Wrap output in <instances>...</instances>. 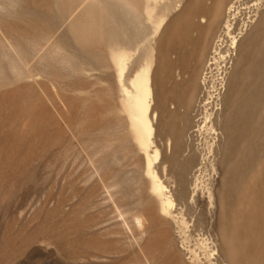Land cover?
<instances>
[{
    "label": "rangeland",
    "instance_id": "374dc122",
    "mask_svg": "<svg viewBox=\"0 0 264 264\" xmlns=\"http://www.w3.org/2000/svg\"><path fill=\"white\" fill-rule=\"evenodd\" d=\"M255 2L0 0V264H264ZM150 62L148 149L127 92Z\"/></svg>",
    "mask_w": 264,
    "mask_h": 264
},
{
    "label": "bare ground",
    "instance_id": "6f19581e",
    "mask_svg": "<svg viewBox=\"0 0 264 264\" xmlns=\"http://www.w3.org/2000/svg\"><path fill=\"white\" fill-rule=\"evenodd\" d=\"M255 3H256L255 5H259L261 3V0H258V2H255ZM249 19H250V17H249ZM229 22L230 21L228 19V21H227L228 27L231 26V24H229ZM246 25H248V24L246 22H244V26H246ZM241 32H242V29H240L239 34ZM229 33H231V32H229ZM230 37H231V35H230ZM237 43H238V35L232 36L231 48H235L237 46ZM229 54L230 53H228V55ZM225 58H226V56H225ZM115 60H116L117 64L120 66L121 71L123 72V70H125L124 68H125V65L127 62L126 56L124 54H117L115 56ZM152 65H153V62H150V63L146 64L145 66L141 67L136 72V74L134 75V77L131 80V85H132L133 91L127 92V95L129 96L128 97V104H129V108H130V119H131L132 129H133L135 138L139 144H141L142 146H144L148 149L154 144L153 137H154L155 131H156L155 121L157 119V112L154 111V109H153L154 90L152 87ZM125 74L126 73H124V75ZM207 121H208V119H207ZM204 122H205V120H204ZM159 156H160V150H159V148H156L154 159H158ZM149 165H150L151 170H154L153 159H151L149 161ZM154 182H155V187L158 190V192L160 193V195L164 196L165 195L164 191L166 189V186L162 182H157L156 180ZM166 199H167V202L169 205H172L174 203V201L171 197H167ZM135 217H136V215H135ZM139 218H140V216H139ZM141 218H142V216H141ZM141 218L136 219V220L141 221L137 224L143 223L142 220H145V217H144V219H141ZM146 221L147 220H145L144 223H146ZM140 225H142V224H140Z\"/></svg>",
    "mask_w": 264,
    "mask_h": 264
},
{
    "label": "crops",
    "instance_id": "0c3cea01",
    "mask_svg": "<svg viewBox=\"0 0 264 264\" xmlns=\"http://www.w3.org/2000/svg\"><path fill=\"white\" fill-rule=\"evenodd\" d=\"M161 113H162V115H164V110L163 109L161 110ZM158 115L160 116V108H159Z\"/></svg>",
    "mask_w": 264,
    "mask_h": 264
}]
</instances>
